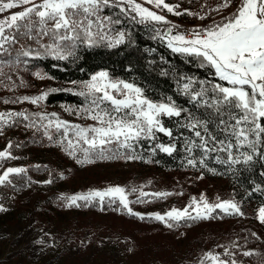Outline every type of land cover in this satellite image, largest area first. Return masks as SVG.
Listing matches in <instances>:
<instances>
[{"label":"rangeland","instance_id":"374dc122","mask_svg":"<svg viewBox=\"0 0 264 264\" xmlns=\"http://www.w3.org/2000/svg\"><path fill=\"white\" fill-rule=\"evenodd\" d=\"M165 2L173 7L178 5L176 11L181 12L182 15L169 13L162 7L156 8L154 4L146 3V0H136V3L143 7L165 16L169 22L167 24L152 21L161 27L164 33H167L171 28L170 35L185 34L190 37L193 31L210 27L214 22L220 23L224 17L231 15L239 0H232V4L228 8L221 9L219 12L214 9L218 8L221 0H165ZM113 4L127 9L140 20V17L130 10L131 6L127 3L120 4L119 0H115ZM20 10L22 8L7 10L0 13V18H5L11 12ZM100 15L101 17H110L102 11ZM173 25L175 27H172ZM93 31L96 30L93 29ZM121 33L123 32L113 27V23H109L102 34L105 35L104 40L114 44L117 40H123L120 37ZM18 39L23 40L30 47L41 48L26 37ZM41 42L51 43L47 37L43 38ZM70 43L65 42L64 54ZM16 47L17 45L14 44H5L4 48L0 49V56L8 53L10 56L17 57ZM41 51L45 50L41 48L32 52L35 54ZM6 60L8 59L0 58V113H23L28 119L25 120L20 115H13L7 119L6 123L0 122V151L11 153L10 157L0 160V175H3L8 168H23L26 170L27 176L25 184L20 183L11 190L4 189L1 192V186L6 182L16 183L17 175L21 173L10 174L9 180L0 184V209H3L0 210V264H155L156 259L160 260L161 255L164 256L168 252L173 254L174 259L178 262L187 261L188 264H202V262L203 264H218V261L207 258L209 253L218 257L219 261H226L228 264H231L232 260H235L236 264H259L256 258L243 255L249 250L236 249L239 244L229 248L221 240L208 241L205 248H197L196 252L192 253L198 242L197 234H193L192 230H175L174 235H170L165 232L157 233L150 227L147 229L150 235L136 233L134 236L136 240L133 244L124 243V234H128L126 228L115 232L111 231V233L102 236L100 227L117 218L127 224L134 223L135 218L138 221L141 219L140 216L156 220L155 214L165 215L173 208L178 210L188 208V211L195 216V206L189 207V205L193 198L199 201L201 196L210 204L231 200L237 203L240 208V202L234 197H227L218 190L214 192L208 185L209 188H207L205 184L198 182V178L196 179L191 173L173 175L171 179L176 188L164 185L162 179L151 181L156 170L162 171L169 167L167 162L162 161L158 156L155 157L158 152L162 151L159 149H156L155 152L152 151L156 144L155 142L150 146L152 139L142 138L138 142H132L133 149H118L119 153H123L125 156L136 155L140 157L138 159L129 160L119 155L116 158L99 159L93 155L94 162L77 163L78 159H83V153L77 151L75 156L69 155V150L66 147L67 140L63 135L64 129L58 130L55 122L60 120L69 125L82 127L94 125L95 121L86 118L83 111L89 106L91 97L84 96L83 102L68 100L50 102L49 94L60 90L75 93L86 92L85 85L91 81L93 75L101 71L107 72L111 80L132 82L124 78L113 77L104 69L91 73L84 80H58L48 72L26 70L21 63L18 65L15 60ZM37 73L40 76H37ZM41 76L43 79L40 78ZM45 93H47L45 98L35 104L30 100H23V97L35 98ZM143 96L146 97L144 94ZM41 116L46 119L41 120ZM162 118L163 116L161 120ZM49 121L52 122L51 125H49ZM34 134L44 135V142L33 143L30 136ZM49 135L52 137L51 139L48 138ZM73 137L74 133L69 131L68 138ZM9 144H11L10 148ZM108 147L116 151L115 145ZM105 155L111 156L112 153L106 151ZM188 159L195 158L188 157ZM40 164L46 167L30 169V167H39ZM184 164L187 166V161ZM49 181L51 182L49 183ZM177 182L182 187H179ZM126 183H129V187L125 185ZM115 186L125 189L129 207L133 212L138 213V216L132 215L133 218H131L127 209L128 216L126 217L118 216L113 211L109 212V209L104 208V204L100 203L99 198L90 202L78 201L79 207L69 206L68 197L87 194L94 190L102 191ZM141 192L148 195L141 196ZM161 192L174 194L164 197L153 195ZM36 195H41L43 200L49 197L52 200L53 210H42L37 205L38 203H33ZM115 200L119 202V198ZM260 208L256 209V218L259 217ZM118 212L123 213V210ZM242 213V215L234 214L235 217L232 220L238 222L240 218H244L245 213ZM123 218L127 219V222ZM165 220L167 223L161 222L165 226L172 224V227L176 223L182 222V219L173 221L166 216ZM117 221L120 227H123L121 220ZM141 225L146 232V227H148L146 222ZM77 226L86 230L79 238H76L74 233ZM172 227L167 226V228ZM204 229L205 226H199L198 234L202 233ZM97 231H100L99 234ZM162 239L168 241L162 244ZM178 243L184 245L177 248L180 246ZM262 257L261 255L259 258Z\"/></svg>","mask_w":264,"mask_h":264},{"label":"snow or ice","instance_id":"6c2138e0","mask_svg":"<svg viewBox=\"0 0 264 264\" xmlns=\"http://www.w3.org/2000/svg\"><path fill=\"white\" fill-rule=\"evenodd\" d=\"M114 2L115 0H0V13L22 8L20 11L11 12L5 18H0V49H3L5 44L17 43L19 37H26L43 48L47 54L65 59V42H71L73 47L78 40L91 45L95 42L96 36L100 39L105 38L102 33L107 24L120 23L119 20L112 21L110 17L100 15L104 8ZM119 3L130 5V10L140 17L141 23L145 20L169 23L165 16L143 7L136 3V0H119ZM146 3L154 4L156 8L162 7L175 15H182L176 11L178 5L170 6L165 0H146ZM231 4L232 0H221V4L214 10L219 12ZM121 11L127 10L121 7ZM168 31V46L173 52L194 54L201 58V66L213 68L215 77L223 82L190 79L183 85L184 93L190 96V101L207 111V118L204 119L188 113L187 123L183 127L192 131L199 143L196 140H188L186 151L192 153L193 149L199 148L204 154L199 161L201 166H206L205 158L212 152H225L226 160H221L220 157L216 159L217 162L228 164L240 163L241 157L247 164L253 160V154L264 158V153L260 152V148L264 147V0H239L231 15L224 17L220 23L214 22L210 27L193 31L190 37L185 34L170 35L171 28ZM45 37L49 38L51 43H42ZM120 37L123 39V33ZM116 43H120V40ZM20 55L30 57L33 56V52L24 50ZM40 55L39 52L35 53L36 57ZM36 75L40 76L39 73ZM40 78L43 79L42 76ZM195 83L200 85L198 91L191 90ZM85 88L87 91H82L79 95L91 97V100L83 111L86 118L95 121V124L82 127L69 125L60 120L55 122L58 130L64 129L63 135L67 140L69 155L75 156L77 151L83 153V159L77 160V163L81 164L94 162L93 155L99 159L116 158L117 155L129 160L138 159L140 157L136 155L125 156L119 153L118 149H133L132 142H138L142 138L155 140L157 133L172 137V131L164 127L161 117H180L182 112L188 111L177 107L170 98L167 103L153 102L143 96L139 87L122 80H111L105 71L93 75ZM46 95L47 93L35 98L23 97V100H30L35 104ZM13 115L28 119L23 113H0V122L6 123ZM40 119L46 117L41 116ZM51 123L49 121V125ZM210 124L214 125L218 133L223 134V139L210 131ZM69 131L74 133L73 138H68ZM48 138L52 137L49 135ZM110 145H115L116 151L109 148ZM8 147L10 148L11 144ZM244 148L250 149L252 154L240 151L239 156L234 155V151ZM156 149L171 154L175 151V145L158 143L152 151L155 152ZM106 151L112 155L106 156ZM10 156V152L0 151V160ZM187 164L195 167L197 161L188 159ZM25 171L23 168H8L0 175V184L8 181L10 174ZM146 195L148 194L141 192V196ZM153 195L164 197L170 193L161 192ZM106 197L109 198V204L119 198L120 205L127 209L129 214L139 215L129 207L125 189L119 186L102 191L94 190L67 199L69 206L79 207L78 201L90 202L95 198H99L103 205ZM193 205L195 216L188 208L184 210L173 208L165 215L155 214L154 218L165 223H167L165 216L173 221L185 218L205 219L217 209L225 214H243L238 204L231 200L210 204L201 196L199 201L192 199L189 207ZM140 218L144 219L143 216ZM258 218L264 223V207L259 209ZM167 226L172 227V224ZM243 255L251 256L254 253L246 251ZM207 258L218 261V264H228L226 261H219V258L211 253L207 254ZM231 264H236V261L232 260Z\"/></svg>","mask_w":264,"mask_h":264},{"label":"trees","instance_id":"16d2710c","mask_svg":"<svg viewBox=\"0 0 264 264\" xmlns=\"http://www.w3.org/2000/svg\"><path fill=\"white\" fill-rule=\"evenodd\" d=\"M127 10V9H126ZM103 13L111 17L113 21L119 20L120 23H113V27L123 32V40L120 43H110L104 39L95 37V42L89 45L86 42L78 40L75 46L72 44L67 47L65 59H58L53 55L41 51V55L36 57L35 54L30 57H24L20 53L24 50H40L39 47H30L23 40H19L14 45H17V57L10 56L8 53L1 55L0 58L8 60H15L17 64H22L26 70H41L48 72L51 76L58 80L77 81L84 80L89 77L91 73L98 70H107L111 76L116 78H124L142 89L143 94L153 101L169 102L174 101L176 106L182 109H187V112H182L180 117L163 116L162 123L164 127L170 129L173 133L172 137H168L163 133H157L156 139L152 140V145L156 142L165 145H175V151L171 154L165 152H158L155 156L162 161L168 163V168L162 171H157L153 175L151 181L163 180L164 185H171L176 188L172 181V176L175 174L184 175L191 173L198 182L211 188L214 192L218 190L220 193L227 195V197H234L240 202V209L245 213L244 218H240L238 222L232 220L234 214H225L220 210L212 212L209 218L205 219H182V222L176 223L172 228H167L161 221L154 220L151 217L144 219L136 218L132 224L125 223L122 219L110 221L108 224L100 227L101 235L105 236L111 231L115 232L122 229H127L128 234L125 235L124 243H135L136 236H149L147 229L150 227L156 232L167 233L174 235L175 230H192L193 234H197L196 248L192 250L196 252L197 248H205L208 241L221 240L227 244L229 248L239 244L236 249L244 248L254 253L250 257L256 258L259 264H264V223L256 218L257 207H264V158L260 155L253 154V160L245 164L243 158H240V163L228 164L217 162V157L221 160H226L227 154L225 152H212L205 158V165L201 166L199 161L204 156L199 148L193 149L192 153L186 151V144L188 140L199 141L194 136V133L183 127L187 123L188 113L190 112L194 117L207 118V111L202 107L195 106L190 101V96L185 95L183 85L188 83L191 79L193 81H211L213 83H223L214 75V69L209 66H201V58L184 53L173 52L168 46V40L165 33L156 23L152 21L138 20L131 12L121 11L119 5L111 4L102 10ZM26 40V39H25ZM70 53V54H69ZM6 60V61H8ZM199 83L192 85V91L199 90ZM48 100L50 102L56 101H70L83 102L84 96L79 93L70 92L67 90H60L51 92ZM210 131L223 139V134L217 132L213 124L209 125ZM44 135H31L30 140L33 143H43ZM240 151L251 153L250 149L244 148L234 151V155L239 156ZM260 152L264 153V147L260 148ZM191 155V156H189ZM188 157L195 158L197 164L193 166H185V161ZM43 164L39 167H30L31 170L44 168ZM209 169L215 170L209 171ZM27 174L25 172L17 175L18 181L6 182L2 185L1 192L11 190L14 186L20 183L25 184ZM195 181V180H193ZM178 184V182H177ZM129 187V183L125 184ZM209 187H208V186ZM179 187H182L178 184ZM174 194V193H173ZM171 194L170 196H173ZM109 199H105L104 208H108L109 212L113 211L118 216H128L126 209L115 200L114 203L109 204ZM40 209L45 211H52V200L49 197L42 199L41 195L34 196L33 203ZM123 210V213L118 211ZM133 218L132 215H129ZM125 219V218H123ZM121 220L122 226L119 222ZM127 222V219H125ZM130 221V220H129ZM128 221V223H129ZM137 222V223H136ZM146 222V232L141 225ZM199 226H205L202 233L198 234ZM85 228L77 226L74 233L76 238L85 232ZM100 231H97L100 232ZM99 234V233H98ZM140 237V236H139ZM177 237V236H176ZM75 238V239H76ZM94 238H96L94 236ZM168 240L162 239V244ZM180 244V243H178ZM184 245V244H182ZM177 246V248L182 247ZM199 251V250H198ZM197 251V252H198ZM262 258H259L260 256ZM192 256V255H190ZM189 256V257H190ZM155 264H188L187 261H180L174 259L173 254L169 252L161 255L160 260L156 259Z\"/></svg>","mask_w":264,"mask_h":264},{"label":"water","instance_id":"95a60500","mask_svg":"<svg viewBox=\"0 0 264 264\" xmlns=\"http://www.w3.org/2000/svg\"><path fill=\"white\" fill-rule=\"evenodd\" d=\"M168 32H169V31H167V33H165V37H167V36H168Z\"/></svg>","mask_w":264,"mask_h":264}]
</instances>
